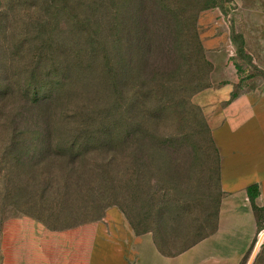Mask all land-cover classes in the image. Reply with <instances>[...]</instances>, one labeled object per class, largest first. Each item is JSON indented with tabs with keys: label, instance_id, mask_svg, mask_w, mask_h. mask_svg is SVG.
Here are the masks:
<instances>
[{
	"label": "trees",
	"instance_id": "16d2710c",
	"mask_svg": "<svg viewBox=\"0 0 264 264\" xmlns=\"http://www.w3.org/2000/svg\"><path fill=\"white\" fill-rule=\"evenodd\" d=\"M83 2L89 9L82 17ZM95 2L0 0V220L20 212L50 230L99 220L129 191L135 198L142 192L151 151L184 148L176 139L148 136L141 126V112L145 118L148 108L139 100L149 98L153 89L137 78L144 77L161 52L157 28L136 24L132 32L131 27L133 37L126 39L124 51L120 41L125 38H108L112 29L96 23ZM222 2L231 0H211L208 7ZM33 9V15L25 14ZM134 18L144 21L143 11L137 10ZM122 26H114L116 33L124 34ZM193 35L197 60L209 66ZM232 40L243 55L242 38L232 33ZM129 74H134L131 85ZM82 87L92 91L79 106ZM134 98L138 120L129 113ZM256 193V188L248 189L252 201ZM121 212L137 233L148 232L138 231L123 208ZM64 213L86 218L59 227L51 223Z\"/></svg>",
	"mask_w": 264,
	"mask_h": 264
},
{
	"label": "rangeland",
	"instance_id": "374dc122",
	"mask_svg": "<svg viewBox=\"0 0 264 264\" xmlns=\"http://www.w3.org/2000/svg\"><path fill=\"white\" fill-rule=\"evenodd\" d=\"M95 1L96 9H99L96 23H107L112 29V32L108 31V38H116L118 35L125 38L120 41L124 51L128 45L126 39L133 37L130 33L131 27L132 32L136 24H150L157 28L156 39L161 46V52L149 62L143 73L144 77L137 78L138 84L145 83L147 89L151 91L153 89L149 98L139 100V105L144 110L148 108L145 118H142L144 114L141 112V126L148 136L160 140L173 138L184 144L183 149L175 152L151 151L150 161L143 171L142 192L135 198L129 191V196L115 201L119 205L111 206L106 211L110 208H118L121 211L123 208L128 218L136 223L138 231L152 232L166 252H181L214 230L221 197L217 175L218 156L212 144V129L208 115L197 103V96L212 84L216 86L225 83L218 80L226 79L230 74L226 71L220 75L218 73L220 69H230L238 76L235 95L264 91V59H253L258 53L245 44L244 52L250 54V59H244L238 51V42L236 46L233 45L236 57L228 60L225 57V49L223 52L219 51L222 53H211L204 48L205 28L200 24V19L206 12L229 10L231 5L226 2L216 7H208L211 0ZM85 5L83 2L80 6L79 15L82 17L89 9ZM137 10L143 11L144 21L142 19L135 21L134 15ZM104 11H108L107 16ZM25 14L33 15L34 9ZM118 22L123 25L122 29H125L123 35L116 33L114 29ZM193 31L200 41L202 54L209 66L197 60L199 57L192 45L195 38ZM178 42L181 43L180 49L177 47ZM236 64L240 66L238 72L234 67ZM133 76L134 74L132 76L129 74L127 82L129 85L133 83ZM78 90L76 104L80 103L78 104L80 106L83 105V98L86 99L91 94L92 88L82 87ZM130 92L128 91L127 95H130ZM135 104L137 103L134 98L129 113L138 120L139 116L135 115L133 108L138 104ZM149 178H153L154 181H150ZM152 193H155L153 198L150 196ZM6 207L7 205H4V210ZM14 209L18 211L16 209L22 208L14 206ZM88 215L90 217L92 214ZM85 218L84 215L79 217L64 213L57 219H52L51 223L59 227ZM33 221L43 225L41 221L20 212L9 214L0 220V264L6 263L10 253L8 239L22 234ZM92 222L95 221L78 226ZM156 224H159L158 230L155 228ZM258 240L259 237H256L243 264H248Z\"/></svg>",
	"mask_w": 264,
	"mask_h": 264
},
{
	"label": "crops",
	"instance_id": "0c3cea01",
	"mask_svg": "<svg viewBox=\"0 0 264 264\" xmlns=\"http://www.w3.org/2000/svg\"><path fill=\"white\" fill-rule=\"evenodd\" d=\"M230 5L201 17L204 48L225 49L226 60L236 57L234 33L258 53L253 59H264V0H231ZM242 56L250 59L249 53ZM234 67L238 72L240 66ZM226 71L230 76L218 80L224 84H212L196 99L209 117L218 156L221 197L211 234L169 253L152 232L137 233L118 208H110L100 220L69 229L28 222L22 234L8 239L5 264H243L256 237L264 234V91L233 96L238 76L230 69L218 73ZM249 188H256L253 201ZM253 264H264V241Z\"/></svg>",
	"mask_w": 264,
	"mask_h": 264
},
{
	"label": "water",
	"instance_id": "95a60500",
	"mask_svg": "<svg viewBox=\"0 0 264 264\" xmlns=\"http://www.w3.org/2000/svg\"><path fill=\"white\" fill-rule=\"evenodd\" d=\"M262 241H264V234H262L259 237V240L257 242V245H256V247H255V249H254V251H253V253H252L251 257H250V260L248 261V264H253V261L255 259V256H256V254L258 252L259 246L261 245Z\"/></svg>",
	"mask_w": 264,
	"mask_h": 264
}]
</instances>
